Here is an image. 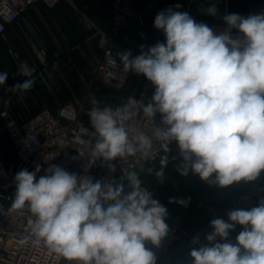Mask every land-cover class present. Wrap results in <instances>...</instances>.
<instances>
[{
	"label": "clouds",
	"instance_id": "1",
	"mask_svg": "<svg viewBox=\"0 0 264 264\" xmlns=\"http://www.w3.org/2000/svg\"><path fill=\"white\" fill-rule=\"evenodd\" d=\"M216 11L215 6L207 9L210 15ZM223 19L228 30L217 35L187 12L166 9L154 20L166 43L146 51L141 45L135 57L130 51L119 54L124 71L144 75L155 91L147 104L130 96L115 109L92 108L97 137L93 159L113 161L138 152L147 158L152 138L142 132L129 135V122L142 112L149 120L160 115L154 136L166 154L175 142L182 175L191 170L202 180L227 187L264 173V13ZM231 29L242 38H232ZM7 79L8 73L0 72V86ZM34 83L27 79L9 91L23 94ZM167 162V155L161 157L158 181L163 182ZM40 171L37 166L16 174L12 203L13 209L30 213L37 243L69 264H156L146 243L159 247L167 236V209L141 186L136 171L111 183L78 177L58 165L37 179ZM169 202L187 207L190 198ZM227 216L229 222L211 221L208 244L190 252L193 264H264V200ZM237 225L242 231L233 244L228 237Z\"/></svg>",
	"mask_w": 264,
	"mask_h": 264
},
{
	"label": "crops",
	"instance_id": "2",
	"mask_svg": "<svg viewBox=\"0 0 264 264\" xmlns=\"http://www.w3.org/2000/svg\"><path fill=\"white\" fill-rule=\"evenodd\" d=\"M183 1L135 0V8L142 16V22L138 18L130 19L128 25L116 36L117 44L135 54L141 52V45L145 46L146 51L158 42L166 43L163 31L154 27L155 17L169 8L177 11L176 6ZM189 1L186 0L185 4ZM195 3L194 0L191 6L201 14L200 23L214 21L221 24L224 23V16L229 14L248 17L264 13V0H228L227 11L219 6L215 15L207 12L211 6L203 2L202 5ZM112 18L110 0H46L32 6L17 22L8 26L0 38V72L8 73L5 85L0 86L1 108L20 112L28 118L38 113L43 105L53 113L64 106L75 109L83 106L87 112L84 120L94 129L88 113L94 106H110L115 109L126 103L131 91L133 94L138 87V96L142 95L147 104L155 87L149 86L144 75L134 72L122 86L94 77L100 56L97 30L109 32ZM231 33L241 34L237 29H231ZM36 47L53 60L47 69L41 67L34 52ZM20 60L27 61L35 70L32 78L34 86L31 91L23 94L9 91L18 82L24 81L18 69ZM165 155L168 156V162L164 167L163 182L158 181L155 175L161 167L160 159L154 164L144 163L135 170L142 181L141 186L166 207L168 217L180 215L188 228L204 229V245L208 244L206 235L213 231L202 208L204 200L210 198L227 203L246 191L251 183L264 184V173L255 181L242 180L227 187H220L211 180H202L191 170L187 175H182V159L175 142L162 157ZM173 197L177 200L190 198V202L187 207L170 203ZM237 231L236 227L229 237ZM193 249L178 242L174 250L159 257L156 264H193L190 256Z\"/></svg>",
	"mask_w": 264,
	"mask_h": 264
},
{
	"label": "built area",
	"instance_id": "3",
	"mask_svg": "<svg viewBox=\"0 0 264 264\" xmlns=\"http://www.w3.org/2000/svg\"><path fill=\"white\" fill-rule=\"evenodd\" d=\"M46 0H0V38L5 34L8 26L14 24L32 6ZM190 0L186 4L187 12L197 23H200L199 15L193 11ZM215 8L222 6L225 12L228 8V0H200ZM113 8L111 30L104 32L97 30L99 36L98 49L100 56L94 72V77H101L109 83L124 85L133 76L134 72L126 73L121 62V53L127 50L120 47L116 42V36L125 28L130 19L138 18L142 22V16L135 8V0H110ZM212 28L214 34H221L228 30L225 23L217 24L214 21L204 22ZM232 38H242V34H232ZM42 68L47 69L53 60L40 51L37 47L34 50ZM140 53H132V57ZM18 69L23 80L32 79L35 70L25 60L18 61ZM41 75V72H40ZM144 77V76H143ZM149 86H153L147 80ZM136 92V90H135ZM134 92V93H135ZM133 96L143 101L142 95ZM2 98L0 96V264H69L63 257L50 252L43 242H36L28 223L30 213L26 209H13L12 203L16 193V174L27 169L32 172L37 166L41 171L39 176L45 174V170L51 165H58L68 171L75 173L78 177H90L94 182L99 180L106 183L119 181L121 176L130 171H135L144 163L154 164L159 161L164 153L160 141L156 140L154 130L160 123V115L149 120L141 112L129 122L130 137L138 133H144L153 140V147L147 158L141 153L134 156H125L113 161H105L102 158L93 159L92 150L96 143L95 130L90 128L84 120V107L73 108L64 106L51 112L46 105L35 115L25 118L20 112L1 108ZM89 114L91 112H88ZM3 132L7 133L15 157L11 161L3 158ZM171 146V145H170ZM169 146V147H170ZM111 166V167H110ZM114 168V171L112 170ZM264 200V184L253 182L249 187L231 199L227 203H220L213 199H206L202 208L206 213L209 223L216 218L228 221L227 213L231 210H250L252 207ZM169 227L168 234L161 240L160 246H153L146 243L156 256V260L171 251L178 242H183L190 248L198 249L204 245V229H190L186 226L182 216L175 215L165 218ZM238 231L235 235L228 237V240L236 244V237L242 231V226L237 225ZM27 243L21 244V241ZM217 242L226 241L218 238Z\"/></svg>",
	"mask_w": 264,
	"mask_h": 264
},
{
	"label": "rangeland",
	"instance_id": "4",
	"mask_svg": "<svg viewBox=\"0 0 264 264\" xmlns=\"http://www.w3.org/2000/svg\"><path fill=\"white\" fill-rule=\"evenodd\" d=\"M186 1V0H185ZM185 1H183L180 5V7L177 9V11L179 12H185L186 10V4H185ZM196 1V5H202L201 1L200 0H195ZM193 11H195L199 16L201 15L199 12H197V9H193ZM139 83L141 84L142 83V80L139 81ZM133 90V89H132ZM137 91H139V87L136 89V92L132 94L133 91H131L130 95L127 97V99L130 97V96H137ZM2 143H3V150H2V155H3V158L6 160V161H11L13 160V158L15 157V151L11 145V143L9 142L8 140V137H7V133L6 132H3V136H2Z\"/></svg>",
	"mask_w": 264,
	"mask_h": 264
},
{
	"label": "trees",
	"instance_id": "5",
	"mask_svg": "<svg viewBox=\"0 0 264 264\" xmlns=\"http://www.w3.org/2000/svg\"><path fill=\"white\" fill-rule=\"evenodd\" d=\"M101 159V158H100Z\"/></svg>",
	"mask_w": 264,
	"mask_h": 264
}]
</instances>
